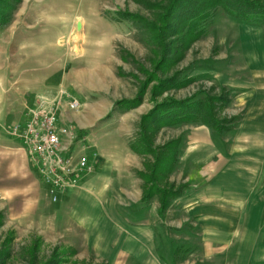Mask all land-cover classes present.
Returning <instances> with one entry per match:
<instances>
[{
  "label": "rangeland",
  "instance_id": "obj_1",
  "mask_svg": "<svg viewBox=\"0 0 264 264\" xmlns=\"http://www.w3.org/2000/svg\"><path fill=\"white\" fill-rule=\"evenodd\" d=\"M251 1L255 8L228 2L259 23L207 9L209 0H0V264H116L83 244L66 209L62 215L55 205L51 211L39 205L50 198L47 188L7 131L26 120L37 96L64 88L81 103L63 111L80 138L99 153L138 154L143 173L128 175L142 185L143 198L153 184L146 177L165 189L188 187L173 171L192 130L204 125L232 138L243 93L256 89L263 102L264 0ZM182 102H201L222 135L202 120L160 121ZM168 155L174 162L159 166ZM165 226L181 244L172 257L194 256L179 224Z\"/></svg>",
  "mask_w": 264,
  "mask_h": 264
},
{
  "label": "crops",
  "instance_id": "obj_2",
  "mask_svg": "<svg viewBox=\"0 0 264 264\" xmlns=\"http://www.w3.org/2000/svg\"><path fill=\"white\" fill-rule=\"evenodd\" d=\"M243 94L234 137L216 136L204 125L186 137L173 174H183L189 186L166 211L158 195L144 200L142 185L128 175L143 173L132 151L100 152L96 171L79 187L58 203L46 197L39 205L66 209V222L83 232V244L114 256L116 264L119 258L125 264H172L169 257L173 264H264V95L259 102L256 89ZM171 221L194 256L172 257L181 244L172 242L165 226Z\"/></svg>",
  "mask_w": 264,
  "mask_h": 264
},
{
  "label": "built area",
  "instance_id": "obj_3",
  "mask_svg": "<svg viewBox=\"0 0 264 264\" xmlns=\"http://www.w3.org/2000/svg\"><path fill=\"white\" fill-rule=\"evenodd\" d=\"M65 107L77 111L81 103L64 88L40 94L28 108L26 120L13 123L7 130L20 142L52 202L79 187L96 171L100 158L95 146L88 145L85 137H79L75 125L63 118Z\"/></svg>",
  "mask_w": 264,
  "mask_h": 264
},
{
  "label": "trees",
  "instance_id": "obj_4",
  "mask_svg": "<svg viewBox=\"0 0 264 264\" xmlns=\"http://www.w3.org/2000/svg\"><path fill=\"white\" fill-rule=\"evenodd\" d=\"M180 0H175V2H179ZM231 0H209V2L211 3L210 6H207L208 8H212V7H222L230 16L237 18L239 20H241L242 22L248 23V24H253V23H259L257 20V17L255 15H253V12H238L236 11L235 8L230 7L232 4H230L231 2H228ZM235 1H242V0H235ZM244 2L247 3L248 6H252V8H255L253 6V4L255 3L254 1L251 0H243ZM235 4V3H234ZM233 4V5H234ZM186 5V4H185ZM189 9L191 7V5L189 4V2L187 1V5H186ZM238 6V5H237ZM241 8H246L247 6L245 4H241ZM239 8V6H238ZM195 9V8H194ZM206 9V10H207ZM207 107L206 108H210L211 109V105L209 102H207ZM158 109V108H156ZM202 109V103L200 102L199 104H189L187 106L186 102H182L180 104V106L177 108H175L172 112V115H162L164 116V118H160L161 122H170L173 121L175 118L178 117V119L175 120V122L173 123H192V122H198L199 120H202V122L206 125H208L209 127H211L212 129L216 130V132L219 135H222V132H220L219 128L216 126L215 124V120L212 117H208V115L204 116V111L201 110ZM155 113V112H153ZM177 117H175V116ZM203 115V117L201 116ZM173 118V119H172ZM169 119H172L169 121ZM174 156L172 155H168V156H164V158H160V165L164 166L163 164L166 165V163H173L174 162ZM162 163V164H161ZM147 175V174H146ZM149 176V175H147ZM150 178V177H149ZM147 181H152L153 184L148 188L147 193H146V197L144 198V200L147 199H151L153 198L155 195L160 196V201H161V212L165 211L169 205L171 204V202L173 201V199L177 198L178 196L181 195V193L183 192V186L181 188H178L177 190H171V189H165V188H161V187H157L156 183L154 182V179L151 177L150 179H148L146 177Z\"/></svg>",
  "mask_w": 264,
  "mask_h": 264
}]
</instances>
